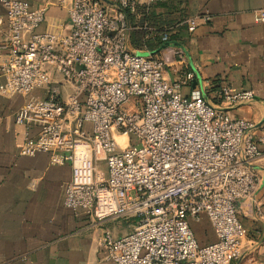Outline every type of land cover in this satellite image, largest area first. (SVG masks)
<instances>
[{
	"label": "built area",
	"instance_id": "1",
	"mask_svg": "<svg viewBox=\"0 0 264 264\" xmlns=\"http://www.w3.org/2000/svg\"><path fill=\"white\" fill-rule=\"evenodd\" d=\"M58 1L70 22L67 34L35 33L44 22L41 10L0 0V34L5 27L9 49L0 95L25 97L15 123L38 127L19 154L44 153L52 165H69L67 209L95 222L133 221L130 233L106 232L101 239L113 264L239 262L246 235L239 210L258 190L253 164L264 160V134L253 136L252 123L231 118L223 107L249 103L253 94L225 88L219 106L197 92L186 98L181 87L194 73L165 79L169 58L181 62V52L155 57L131 49L127 15L172 0ZM254 18L264 24V8ZM194 27L190 21L189 31ZM143 29L146 38L155 35ZM55 83L68 86L65 99ZM36 90L46 98H34ZM202 219L215 237L207 245L192 227Z\"/></svg>",
	"mask_w": 264,
	"mask_h": 264
},
{
	"label": "crops",
	"instance_id": "2",
	"mask_svg": "<svg viewBox=\"0 0 264 264\" xmlns=\"http://www.w3.org/2000/svg\"><path fill=\"white\" fill-rule=\"evenodd\" d=\"M15 1L43 12L44 22L35 33L70 31L58 0ZM262 8L264 0H172L139 5L128 17L134 28L130 46L134 52L155 57L181 52V62L169 58L165 79L182 81L185 73H194V79L181 87L186 98L197 92L207 103L219 106V92L225 88L231 93L251 92V102L223 108L231 118L252 123L251 134L256 137L264 134V24L254 18L255 11ZM4 14L0 4V16ZM190 21H195L192 31ZM146 22L151 28L167 30V41L157 35L146 38ZM5 29L0 34V67L9 55ZM3 82L0 71V85ZM54 87L65 99L68 86L55 83ZM32 96L45 99L47 92L36 90ZM25 100L19 95H0V264H113L101 239L106 232L114 238L130 233L133 221L95 222L82 211L64 207L69 165H52L44 153L19 154L20 146L38 133L36 126L26 129L15 123ZM253 167L259 186L253 199L240 205L246 235L241 241L242 258L235 264H264V160L256 159Z\"/></svg>",
	"mask_w": 264,
	"mask_h": 264
},
{
	"label": "rangeland",
	"instance_id": "3",
	"mask_svg": "<svg viewBox=\"0 0 264 264\" xmlns=\"http://www.w3.org/2000/svg\"><path fill=\"white\" fill-rule=\"evenodd\" d=\"M86 129H89V125H86ZM134 144V141H131ZM194 234L200 245H207L214 241L213 232L206 219H202L200 222L193 225Z\"/></svg>",
	"mask_w": 264,
	"mask_h": 264
},
{
	"label": "trees",
	"instance_id": "4",
	"mask_svg": "<svg viewBox=\"0 0 264 264\" xmlns=\"http://www.w3.org/2000/svg\"><path fill=\"white\" fill-rule=\"evenodd\" d=\"M128 17H129V15H127V20L129 19ZM146 25H148L149 27H152V26H150V24L148 22H146ZM153 28L155 29V35H157L158 37L160 36V38L163 34L167 33V30L165 31V30H161V29H158L155 27H153ZM132 34L133 33H131V36H132Z\"/></svg>",
	"mask_w": 264,
	"mask_h": 264
}]
</instances>
